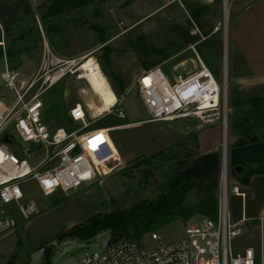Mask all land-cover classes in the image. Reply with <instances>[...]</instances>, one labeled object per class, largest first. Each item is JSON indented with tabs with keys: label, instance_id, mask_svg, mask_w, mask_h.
Masks as SVG:
<instances>
[{
	"label": "rangeland",
	"instance_id": "obj_1",
	"mask_svg": "<svg viewBox=\"0 0 264 264\" xmlns=\"http://www.w3.org/2000/svg\"><path fill=\"white\" fill-rule=\"evenodd\" d=\"M228 1L226 27L225 0H79L56 17H51L48 12L52 1L44 0L35 6V12L26 21L1 32L0 52L14 66L21 80L30 79L39 71L45 49L59 59L76 60L77 65L84 58L93 57L120 99L119 109L123 110L125 119L113 113L95 121L90 130L147 121L149 116L137 88L128 86L130 90L121 89L119 83L105 73L104 70L112 69L111 57L117 68L124 71L127 80L135 79L145 71L138 62L137 53H149L155 59L166 57L157 66L162 68L170 81H174L178 76L185 77L199 67L189 50L192 44H186L178 35L179 31L186 30L200 36V40L195 42L198 43L196 50L219 83H223V47L232 21V1ZM197 10L205 13L215 26L211 35L203 36L197 27ZM205 39H208L206 45L212 47L210 52H206ZM219 51L222 52L220 63L214 57V53ZM3 72L4 59L0 58V100L12 104L14 96L3 85ZM230 93L228 84L227 122L233 112ZM42 101L45 123L53 130L62 127L68 131L75 128L68 116L70 106L89 101L92 110V103L98 102L85 81L71 76L46 90ZM96 108L100 112L98 106ZM111 134L116 140H123L121 144L124 149H127L126 144L133 149L140 147L143 154L140 157L148 158L158 152L161 154L145 161L137 160L138 157L129 163L122 162L121 167L105 177L102 183L85 184L68 194L43 197L33 182L25 184L26 197L36 202L38 214L24 221L16 217L15 206L9 208L17 223L13 231L0 237V264H44V252L50 253L52 264H77L86 255L104 247L110 240V234L102 232L89 240L66 238L59 241L74 227L96 225L107 215H125L132 210L141 213L138 224L143 227L148 221L167 213V207L158 214H150V209L172 194L173 184L182 173L178 161L206 156L214 165L207 177L217 175L218 156L222 155L223 148V112H206L173 122H144ZM167 138L172 145L168 149ZM234 140L229 137L227 128V150ZM15 155L31 163L46 157L44 150L27 157L19 149ZM231 172L228 164L229 196L232 195V187L238 185L231 178ZM174 203L169 211L178 213L195 204L196 196L189 191L185 198ZM202 217L196 215L187 222L176 219L158 230L145 233L139 240L147 241L154 232L159 233L166 242L178 240L185 235L189 224ZM135 234L136 227L130 230V237Z\"/></svg>",
	"mask_w": 264,
	"mask_h": 264
},
{
	"label": "built area",
	"instance_id": "obj_2",
	"mask_svg": "<svg viewBox=\"0 0 264 264\" xmlns=\"http://www.w3.org/2000/svg\"><path fill=\"white\" fill-rule=\"evenodd\" d=\"M197 45L193 43L189 47L199 66L195 72L170 81L162 68L156 66L144 71L136 80L134 87L148 113L147 122H173L221 111L224 118L226 73L223 83H219L198 54ZM3 59L1 79L14 101L8 104L0 100V237L14 230L17 218L26 221L38 214L36 202L26 197L25 184L33 182L43 197L68 194L85 184L102 183L121 167L110 129L90 130V126L113 113L125 119L123 110L119 109L121 101L112 88L115 102L107 111L94 114L89 101L76 102L69 110L75 128L53 131L43 119L42 97L46 90L67 76L85 81L89 90L85 72L80 70L82 60L77 65L76 60L59 59L45 49L39 71L30 79L21 80L7 57ZM6 135L12 139V145L4 143ZM38 147L40 150L27 155L29 150ZM19 149L27 157L44 150L46 157L31 163L15 155ZM231 192L243 194L239 185H234ZM228 199L227 173L224 177L221 172L215 218L203 216L186 227L182 238L172 242L164 241L156 232L147 241L110 239L77 264H264V254L257 255L253 249L242 255L232 252V241L241 234V229L232 221ZM11 206L16 207L17 218L10 214Z\"/></svg>",
	"mask_w": 264,
	"mask_h": 264
},
{
	"label": "trees",
	"instance_id": "obj_3",
	"mask_svg": "<svg viewBox=\"0 0 264 264\" xmlns=\"http://www.w3.org/2000/svg\"><path fill=\"white\" fill-rule=\"evenodd\" d=\"M52 4L49 8L51 17H56L62 13L68 6H73L79 0H50ZM195 14V22L203 36H209L213 33L215 26L207 18L205 13L197 10ZM180 39H183L186 44H193L200 40L198 34H190L189 31H179ZM210 38V37H209ZM204 46L206 52L212 50L211 46ZM177 50H181L178 48ZM0 58H3L0 52ZM138 62L145 71L152 69L162 62L166 57L154 58L149 53H137ZM154 58V59H153ZM10 63V62H9ZM11 67L14 66L10 63ZM106 73V70H104ZM108 77L118 82L121 89H124L123 83L118 76L110 74ZM230 97L232 99L231 109L232 115L227 122L229 137L235 138L234 142L229 145L227 150L228 164L231 166V178L233 181L243 187L250 184L251 178L254 176H264V97L250 98L240 100L238 91L234 87H230ZM74 126L73 123H71ZM158 152L148 158L140 157L137 160L145 161L147 159L159 156ZM220 161L217 166V175L215 177H207V174L212 171L214 165L206 156H199L189 160H181L177 165L181 174L177 177V181L173 184L172 194L167 196V200L162 199L160 203L153 205L150 209V214H158L165 211L167 213L160 217L148 221L143 227L138 224L141 221V213L130 211L122 215L113 213L101 219V221L92 226L74 227L68 231L59 241H64L66 238L89 240L102 232H108L111 240H119L122 238H130L140 242L139 238L147 232L158 230L176 219H182L187 222L196 215L215 218L218 213L219 193L221 185L222 172V155L218 156ZM236 167H242L243 172L237 173ZM208 180H202V178ZM189 191H193L196 196V203L188 206L178 213L169 211L174 207L175 201H180L185 198ZM149 212V211H148ZM136 227V234L130 237V230ZM45 263L52 264L50 253L44 252ZM12 264V263H9Z\"/></svg>",
	"mask_w": 264,
	"mask_h": 264
},
{
	"label": "crops",
	"instance_id": "obj_4",
	"mask_svg": "<svg viewBox=\"0 0 264 264\" xmlns=\"http://www.w3.org/2000/svg\"><path fill=\"white\" fill-rule=\"evenodd\" d=\"M43 1L0 0V34L26 21L35 12V6L42 4ZM231 1L232 21L223 47L227 83L230 87L237 89L240 100L264 97V0ZM220 53L222 52L214 53V57L217 58L216 60L219 63ZM111 60L112 69L107 71L106 74H115L122 81L124 89L130 90L134 87L136 80L141 74H138L139 76L135 79L127 80L124 77V71H120L119 67L117 68L112 57ZM84 72V79H86L96 97L101 95L102 92H109L115 99L109 79L102 72L97 61L93 71ZM92 72L100 75L101 79L98 83L95 81ZM128 86L131 88H128ZM72 106L68 109V116ZM97 106L101 113L109 109H100L98 103L94 102L92 103L94 114L99 113ZM144 122L147 121L105 128L110 129L111 139L123 163H129L143 156V154H141L140 147L133 149L130 144H126L127 149H124L121 144L123 140H116L111 133ZM49 128L53 130L50 126ZM171 146L170 140L167 138V149L171 148ZM239 186L243 194H232L228 199V210L232 221L241 229V234L232 241V252L236 255H242L246 250L253 249L257 255L264 254V176L252 177L247 187Z\"/></svg>",
	"mask_w": 264,
	"mask_h": 264
},
{
	"label": "water",
	"instance_id": "obj_5",
	"mask_svg": "<svg viewBox=\"0 0 264 264\" xmlns=\"http://www.w3.org/2000/svg\"><path fill=\"white\" fill-rule=\"evenodd\" d=\"M225 110H224V118H223V148H222V174L225 177L227 173V120H228V84L226 80V87H225ZM4 143L8 145H12V139L9 135L4 137ZM37 150H40V147L36 149H31L27 152V155H33ZM235 171L237 173H242V167H236Z\"/></svg>",
	"mask_w": 264,
	"mask_h": 264
},
{
	"label": "bare ground",
	"instance_id": "obj_6",
	"mask_svg": "<svg viewBox=\"0 0 264 264\" xmlns=\"http://www.w3.org/2000/svg\"><path fill=\"white\" fill-rule=\"evenodd\" d=\"M228 2H229L228 0H225V22H226L225 26L226 27H227V20H228V7H229ZM80 65H82L80 70H84L86 72L93 71V68L96 66V61L93 57L85 58L80 63ZM93 75H94L95 81H97V83H98V81L101 79L100 75L98 73L96 75L95 72L93 73ZM92 90H93V88H92ZM96 98L98 100L97 103H98L100 109L109 108L115 102L114 97H112V95L109 92H105V93L102 92L101 95L97 96ZM0 157H1V155H0Z\"/></svg>",
	"mask_w": 264,
	"mask_h": 264
},
{
	"label": "snow or ice",
	"instance_id": "obj_7",
	"mask_svg": "<svg viewBox=\"0 0 264 264\" xmlns=\"http://www.w3.org/2000/svg\"><path fill=\"white\" fill-rule=\"evenodd\" d=\"M0 155H2V154H0Z\"/></svg>",
	"mask_w": 264,
	"mask_h": 264
}]
</instances>
